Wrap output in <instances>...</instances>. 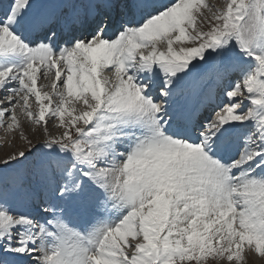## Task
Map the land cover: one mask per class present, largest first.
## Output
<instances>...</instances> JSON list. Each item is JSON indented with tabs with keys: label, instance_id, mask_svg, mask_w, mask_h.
<instances>
[{
	"label": "snow or ice",
	"instance_id": "1",
	"mask_svg": "<svg viewBox=\"0 0 264 264\" xmlns=\"http://www.w3.org/2000/svg\"><path fill=\"white\" fill-rule=\"evenodd\" d=\"M0 91V264L264 258V0H0Z\"/></svg>",
	"mask_w": 264,
	"mask_h": 264
},
{
	"label": "rangeland",
	"instance_id": "2",
	"mask_svg": "<svg viewBox=\"0 0 264 264\" xmlns=\"http://www.w3.org/2000/svg\"><path fill=\"white\" fill-rule=\"evenodd\" d=\"M219 2H221V0H214L215 4H218ZM205 15L211 16V13H208L207 10H205ZM174 46L177 47L178 45ZM158 47L162 48L161 50H165L166 43H162L158 45ZM56 123H58V121L49 124V130L53 135L59 134V130L55 126ZM21 124L24 126V135L27 137V139H25L18 131H5L4 127H0V159H3L10 153L18 152L20 150L27 151L28 139H31L34 143L41 142L43 140V137L38 132L32 131V128L27 124V122L23 123L21 119ZM1 170L2 169L0 168V171ZM2 172L4 174L5 185L11 187L13 183V174L10 175L8 170ZM25 180L27 182L24 183V186L29 190L30 184H33L34 181L30 177L26 178ZM12 192L13 191L10 190L11 194H13ZM245 261H247L246 264H264V258L259 257L257 254H254L252 252L247 253ZM209 264H213V262L210 260ZM221 264H223V262H221Z\"/></svg>",
	"mask_w": 264,
	"mask_h": 264
},
{
	"label": "bare ground",
	"instance_id": "3",
	"mask_svg": "<svg viewBox=\"0 0 264 264\" xmlns=\"http://www.w3.org/2000/svg\"><path fill=\"white\" fill-rule=\"evenodd\" d=\"M164 2H165V4H166V3H170V2H172V0H164ZM159 48H160V47H159ZM160 49H162V48H160ZM41 84L49 85L48 80H44V79L38 80V85H41ZM46 90H47V89H46ZM0 93L3 94V92H0ZM32 105H33V104H32ZM0 106H7V104H1ZM0 129H1V128H0Z\"/></svg>",
	"mask_w": 264,
	"mask_h": 264
}]
</instances>
